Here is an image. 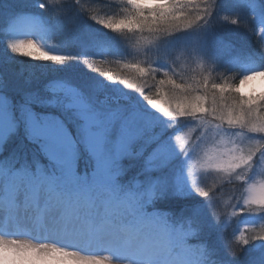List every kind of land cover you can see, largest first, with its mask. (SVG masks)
Masks as SVG:
<instances>
[{
  "label": "snow or ice",
  "instance_id": "1",
  "mask_svg": "<svg viewBox=\"0 0 264 264\" xmlns=\"http://www.w3.org/2000/svg\"><path fill=\"white\" fill-rule=\"evenodd\" d=\"M122 2L126 5V15L119 18H100L96 15L90 19L114 33L147 31L153 35L156 49L161 41L167 43L177 33L208 25L216 12L217 4V0ZM40 7L50 10L53 18L67 17L71 13L69 22L72 25L76 24L78 14L89 16L79 0H68L66 3L44 0ZM72 7L76 9L75 12H72ZM229 17L225 15L224 21H228ZM231 23L246 28L245 23L239 19H233ZM260 31L264 33V28ZM258 45V56L237 54L230 57L238 71V83L229 79L217 81L212 77L208 66L214 63L206 59L200 39L180 51L181 56L197 64L199 79L178 82L174 78L173 67L176 58L172 60L166 55L158 54L157 59L150 61L147 67H126H134L140 76L147 75L152 79L157 74H163L164 78L158 84L170 86L171 100L162 102L152 96H144L143 89L139 94L151 109L165 118L167 128H171L174 119L187 117L198 121L205 129L215 122L217 135L237 137V141L232 142L233 146L227 150L210 152L206 164L226 174L229 180L235 178L242 181L237 189L240 198L236 201V206L241 211L259 212L261 218H264V184L260 186L257 195L256 185L248 183L254 179L255 166L264 163V93L246 96L240 90V86L248 81L264 77V35L259 37ZM8 47L12 53H23L29 59L36 54L26 49L36 48L39 52L36 57L38 61L63 64L82 59L90 70L95 66V62L88 58L49 54L41 50L33 40L13 41L8 43ZM161 60L169 65L167 69L151 66ZM95 71L101 74L100 68ZM102 73L109 81L121 83L112 73ZM121 84L127 85V89L136 88V84L129 82L127 78ZM5 87L6 84H0V128H7L10 134L19 132L23 125L35 139L55 140L62 147L74 144L72 134L62 120L51 115H38L33 105L41 103L75 109L90 144H95L102 136H110L118 141L120 149L131 150L140 142L145 145L156 143L160 136L157 131L159 122L152 116L124 105L101 109L77 89L63 83L48 85L49 98L37 100L28 95L19 104H14L7 92L2 90ZM159 95L165 97L169 94L160 91ZM225 124L227 130L224 128ZM173 139L181 152H189L178 135ZM45 149L49 158L60 164L66 175H71L70 157L54 151L50 144H46ZM170 158L168 145L159 143L149 157V166H163ZM248 171L252 175L245 180L244 173ZM0 185L3 187V192L0 193V264H38L54 254L72 257L78 264H105V260L109 259L126 261L127 264H219V261L213 259L211 250L199 238L192 221L186 226H171L166 219H154L148 215L142 204L118 199L115 195L100 198L89 190L70 187L39 166L32 171L18 169L14 164L0 167ZM178 185L182 186V181H178ZM156 187L148 193L149 198L154 195ZM192 188L206 199L211 214L217 221L216 193L195 185ZM218 223L223 225L222 220ZM26 229L41 233V239L52 243L37 245L28 240L6 238L21 234ZM238 239L243 248L239 244L225 241L232 258L239 257L250 242L264 240V231L248 237L241 234ZM69 248L77 251L69 252ZM105 252L109 256L104 259L95 255H80Z\"/></svg>",
  "mask_w": 264,
  "mask_h": 264
},
{
  "label": "rangeland",
  "instance_id": "2",
  "mask_svg": "<svg viewBox=\"0 0 264 264\" xmlns=\"http://www.w3.org/2000/svg\"><path fill=\"white\" fill-rule=\"evenodd\" d=\"M244 1L245 3L248 2L247 4H249L255 19L254 25L256 27L257 39L256 45H254L255 47L251 51L244 50L245 48L243 49L242 47L234 48L228 43L225 45L221 44L220 37L215 38L213 24L210 26L205 25L189 32L177 33L167 43L161 41L158 49L154 47V37L149 33V35L137 37L135 40L136 47L131 49L130 45L119 44L109 34L102 35L98 31L89 28L83 31V28L77 24L76 26H71L72 24L67 23L62 24L60 22L61 16L53 18V24H42L40 20L18 17L14 16V14L8 15L6 11L7 6L2 8V3L0 2V25L2 26L5 21L9 22L7 33H3L5 37L0 38V84H6V87L2 90L7 92L14 104L23 102L28 95H32L37 100L49 98L48 85L58 82L77 89L101 109H110L124 105L150 115L159 122L157 131L160 133L156 143L145 145L144 142H140L131 150L120 149L118 141L110 136H102L95 144H90L84 126L76 115L75 109H68L62 105L51 106L36 103L37 107H34V110L38 115H51L60 119L59 115L52 112L53 109L59 110L67 121L73 125L77 134V143L62 147L55 140L35 139L27 131L26 126L23 125L16 134H10L7 128H0V167H6L9 164H14L16 168L18 167L16 160L21 157L20 154L26 152L23 147L26 146L24 138H27L35 144H32L30 147L31 162H29L30 160L25 161L27 158L23 154L22 160L23 158L24 160L19 163V166L29 171H32V167L36 168L39 166L49 175L59 177L62 183H66L70 187H80L89 191L93 190V188L99 190L101 188H111L115 184L116 178L118 176H125L128 171H133L135 177L139 176V179L137 178L136 183H134V187L142 188L147 194L153 191L154 186H157L154 195L159 193H178L183 190L197 193L192 188V185L214 192L218 188H224L227 184H241L242 181L235 178L229 180L226 178V174L219 172L215 168H210L206 164L207 155L210 152L227 150L233 146L232 142L237 141V137L217 135L215 122L205 129L200 126L198 121H193L187 117L174 119L172 125H170L171 128H167L165 118L160 113L151 109L139 94L141 89H143L142 94L144 96H152L162 102L164 100H171L170 86H160L158 84L159 80L164 78L162 73L157 74L154 79L151 78L147 82L145 80L150 79V77L147 75L140 76L134 68L133 73L129 74L128 80L136 84L135 89H127V85L121 84L118 86L113 82H108L107 84H113L106 86L103 83L105 81L102 82L99 77H94V75L88 77L86 74H83L82 59H74L63 64L52 63L48 69L49 72H45L42 68L35 71L37 68L33 66L26 68L23 62L27 57H24L23 53H12L8 47V43L18 40H33L41 50L47 51L49 54L71 55L102 62L108 61L109 57L113 55L123 59L126 56L125 52H123L125 50L130 53V58L138 57L143 64L148 65L150 61L157 59L158 54L161 56L166 55L172 60L176 58V64L173 65L175 68L174 78L178 82L180 80L191 82L193 79H199L200 70L192 60L181 56L180 51L186 45H190L193 41L200 39L202 51L206 59L215 64L208 66V71L211 72L212 77L217 81L229 79L234 82V79L228 76L234 74V69L236 68V65L231 63L230 57L237 54L258 56L260 50L258 45L259 37L264 35L260 31L261 28H264V2L262 0H236L238 3L245 4ZM79 3L84 9L89 0H79ZM215 16L218 24L221 26L219 27L222 29L224 26H231V20L234 19L233 16H230L228 21H224L225 12L223 11L217 12ZM22 22L28 23L34 29L32 36L24 34L26 31H22L19 28ZM48 26H51V29ZM48 28L50 31L45 35L44 31ZM105 30L109 32L108 29ZM136 32H120L114 38H117L121 34L125 35ZM63 39L65 41L61 43ZM149 41L152 43H149ZM149 49L151 50L149 51ZM26 51H32L36 54L31 58L32 62L38 61L36 57L39 56V52L36 48L26 49ZM201 62L203 63V61ZM151 66L163 67L165 69L169 67L163 60ZM103 80H105V77ZM247 83L250 84L247 93L243 91L245 84L240 86L242 94L246 96H259L261 93H264V77H257ZM255 83L260 85L259 88H257ZM160 91L169 95L161 97L159 95ZM99 93L111 95L112 101L102 100L99 102L97 99ZM47 107L50 109L45 110ZM224 128L227 130L226 124ZM168 135L170 136L167 138ZM175 135H178L181 142L189 149L187 154L179 150L173 139ZM240 139L243 138L241 137ZM159 143H166L168 145L171 158L163 166H149V157ZM46 144H50L54 151L61 152L70 157L71 175H66L65 169L49 158L45 149ZM26 148L29 149V146L27 145ZM85 148L91 154L92 158L90 162L82 156L83 154L81 155V150ZM80 160H82V163L88 164V166H83L84 169L81 173L79 172ZM255 167L254 179L248 183L256 185V194L258 195L260 186L264 184V163ZM250 175H252L251 171L244 173L245 180ZM79 177H86V179L81 180ZM178 181H182V186L178 185ZM162 185H165V187ZM239 186L233 187L229 193L222 196H215L218 208L217 221L211 214L208 203L199 206L195 211V217L199 221L207 223L209 231L219 230L222 239L233 244H239L236 241L239 240L238 237L241 234L248 237L264 231V218H261L259 212L241 211L236 206V201L240 198L237 191ZM1 192H3L2 185H0ZM150 216L154 219L157 217L162 218L157 213H153ZM221 220L223 221V225L218 223ZM167 223L169 224V222ZM223 245L227 248L226 243ZM252 246L247 251L246 256H243L249 261L247 264H264V241ZM97 258L100 257L97 256ZM47 260L51 262L42 261L38 262V264H78V261L72 257L70 260L61 262L60 258L56 257V254ZM105 264H127V262L105 260ZM219 264L239 263L229 258L224 262H219Z\"/></svg>",
  "mask_w": 264,
  "mask_h": 264
},
{
  "label": "trees",
  "instance_id": "3",
  "mask_svg": "<svg viewBox=\"0 0 264 264\" xmlns=\"http://www.w3.org/2000/svg\"><path fill=\"white\" fill-rule=\"evenodd\" d=\"M111 1V2H110ZM240 1V0H237ZM243 1V0H242ZM2 3V8H6V11L8 12V15L14 14V16L18 17H27L29 19L33 20H40L42 24H53V17L50 14V10H46L45 8L40 7L41 3L44 2V0H37L33 1L30 0L27 2V0H0ZM49 2H52V0H49ZM58 3H66L68 0H58L56 1ZM245 3V1H244ZM238 3L236 0H217L216 4V12L213 16V18L210 20L211 22L208 24L210 26L213 24V31L215 33V38L221 39V44H231L234 48H240L242 47L244 50L251 51L256 45V27H255V19L252 15V11L249 7V4ZM82 6V5H81ZM65 7H69V5H65ZM83 8V6H82ZM85 11L89 13V16L84 14H78L77 15V22L76 24L79 27L83 28V31L86 28L93 29L95 31H98L102 35H111L113 37L112 39L116 40L119 44L130 45L133 49L136 47V38L142 37L144 35H149V32L144 31L143 33L137 31L136 33L132 34H125V35H118L117 38H114L117 33L111 32L109 30L106 31L102 25L97 24L95 21L91 20V16L98 15L100 18H104L106 16H114L116 18L121 17L122 15H126V5L122 2V0H89V3L84 8ZM76 9L72 7V12H75ZM219 11L225 12V15L227 16H233L234 19H239L242 22L245 23V27L239 26V25H233L231 26H224L223 29L220 28L221 26L218 24V20L216 19V14ZM60 22L70 24L71 19V13L69 16H61ZM8 21H5L2 26L0 25V38L5 37L3 33H7L8 31ZM75 24V26H76ZM71 25V24H70ZM74 26V25H71ZM77 26V27H78ZM220 26V27H219ZM51 29V26H48ZM49 28L45 29L44 33H49ZM196 30V29H195ZM101 38H104L100 36ZM124 40V41H122ZM63 39L61 41L64 42ZM121 45V46H122ZM244 45V46H243ZM260 51V50H259ZM126 55L123 59L116 57V56H110L109 60L106 62L102 61H96L95 59H89L91 61L95 62V66L92 70H90L84 63H83V74H86L88 77H91V75H94V77H99L100 80L103 82L106 86H111L109 84L116 83L118 86L121 85L123 79L125 76L126 78H129V74L133 73L134 67H126V65H139L140 67H147L148 64H143L141 62V59L138 57H132L130 58V53L128 51H123ZM254 56V55H253ZM26 65V68L29 66H33L37 68L35 71H37L39 68H42L45 72H49V68L52 65V62H43V61H34L32 62L31 59L25 58L24 62ZM96 68H100L101 73L103 71H108L112 73L114 76L118 78V80L121 82H113L109 81L107 78L104 79V76L98 72H96ZM232 79H234V82L238 83V71H236V68L234 69V74L228 75ZM151 80H145L149 81ZM108 82H113L109 83ZM97 99L100 101L109 100L112 101V96L107 95L106 93H99L97 95ZM33 107H37L36 104L33 105ZM50 108H45V110H49ZM52 112L56 115L60 116V120H62L65 123V126L68 128L70 133L72 134L73 140L77 143V134L75 133L74 127L64 115H62L59 110L53 109ZM170 135L167 136V138ZM24 141L26 142V146H29V149L26 148V146L23 147L25 149L24 156H26L25 161L30 160V147L31 145H35L33 142L28 140L27 138H24ZM28 149V150H27ZM78 149L80 150L79 146ZM23 154H20V158L16 160L18 163V169L21 168L19 166V163L24 160H22ZM83 154V155H82ZM81 155L84 156L89 162L91 157V154L88 149H82ZM31 162V160L29 161ZM83 166H88V164L82 163V160L79 162V172L81 173L83 171ZM35 167H32L31 170H35ZM88 170V169H87ZM137 175V174H136ZM139 176L135 177V173L133 171H128L125 176H119L115 184L112 186L111 189H115L117 192H119L120 197L123 199L129 200V202H136L138 204H142L143 208L146 212L152 213L157 212L160 214L163 218L170 221L175 227H178L179 225H185L189 222H193V227H195L198 230V235L201 241L205 243V245L211 250L213 259L224 262L227 259H232L234 262H238L239 264H247L249 261L243 256H246L247 251L250 250L252 245H257L260 242H263L264 240H257L250 242L248 246L245 247L244 251H242L237 258H232L227 248L224 247L223 244H225V240L222 239V235L219 234V230H211L209 231V227H207V223L199 221L195 216V211L198 209L199 206H202L206 203L205 198L201 197L198 193H195L193 191H186L183 190L182 192L178 193H159L154 196H151L149 198L147 192H145L142 188H136L134 187V183H136V180ZM136 178V179H135ZM139 179V178H138ZM237 185V183H231L224 186V188H218L214 192L216 193V196H222L223 194L229 193L231 189ZM223 242V243H222ZM239 243V240L236 241ZM237 244V243H235ZM241 248L244 246L242 244H239Z\"/></svg>",
  "mask_w": 264,
  "mask_h": 264
},
{
  "label": "bare ground",
  "instance_id": "4",
  "mask_svg": "<svg viewBox=\"0 0 264 264\" xmlns=\"http://www.w3.org/2000/svg\"><path fill=\"white\" fill-rule=\"evenodd\" d=\"M256 84V83H255ZM257 85V88H259V84H256ZM250 87V84L249 83H246L245 85H244V89H243V91H245V93H247V91H248V88ZM41 235H39L38 233H36V232H32V231H30L29 229L27 230V237H29V238H27V239H23V240H28V241H30L31 243H33V244H39L38 242H37V240H38V238L40 237ZM7 239H15V238H19L18 237V235H15V236H10V237H6ZM21 240V239H20ZM88 253H80V255H87ZM55 255V254H54ZM59 257L60 258V261L61 262H64L65 260H70L71 259V257H64L62 254H56V257ZM47 263H50L51 261H49V260H45Z\"/></svg>",
  "mask_w": 264,
  "mask_h": 264
},
{
  "label": "clouds",
  "instance_id": "5",
  "mask_svg": "<svg viewBox=\"0 0 264 264\" xmlns=\"http://www.w3.org/2000/svg\"><path fill=\"white\" fill-rule=\"evenodd\" d=\"M101 74L104 75L103 73ZM79 179L84 180L86 177H79ZM96 194L100 198H103L105 195H115L110 188H101Z\"/></svg>",
  "mask_w": 264,
  "mask_h": 264
}]
</instances>
